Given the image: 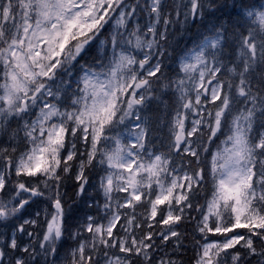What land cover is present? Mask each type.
Instances as JSON below:
<instances>
[{"label": "snow or ice", "instance_id": "6c2138e0", "mask_svg": "<svg viewBox=\"0 0 264 264\" xmlns=\"http://www.w3.org/2000/svg\"><path fill=\"white\" fill-rule=\"evenodd\" d=\"M0 264H264V0H0Z\"/></svg>", "mask_w": 264, "mask_h": 264}]
</instances>
